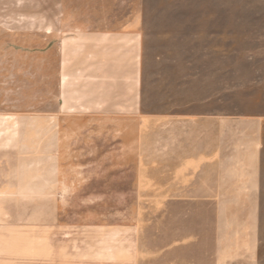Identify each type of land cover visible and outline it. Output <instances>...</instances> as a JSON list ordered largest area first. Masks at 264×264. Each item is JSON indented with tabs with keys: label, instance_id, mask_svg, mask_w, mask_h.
<instances>
[{
	"label": "rangeland",
	"instance_id": "rangeland-1",
	"mask_svg": "<svg viewBox=\"0 0 264 264\" xmlns=\"http://www.w3.org/2000/svg\"><path fill=\"white\" fill-rule=\"evenodd\" d=\"M134 19L139 47L109 90L122 105L93 104L92 66L76 65L75 111L58 113L59 53L91 56L76 27ZM9 175L33 204H92L134 264H264V0H0Z\"/></svg>",
	"mask_w": 264,
	"mask_h": 264
},
{
	"label": "crops",
	"instance_id": "crops-1",
	"mask_svg": "<svg viewBox=\"0 0 264 264\" xmlns=\"http://www.w3.org/2000/svg\"><path fill=\"white\" fill-rule=\"evenodd\" d=\"M76 30L83 34L81 38L82 46L85 47L84 53L88 52L91 56L80 57V62L74 60L69 63L70 57L65 56V49L59 53L56 97L58 113L75 111V108H72L75 104H71L73 100H70L75 96L66 94L65 90L71 76L68 66L70 69H75L76 65L92 66V74L89 73L92 77V87H88L92 88V96L95 97L93 104L108 107L110 104L122 105L123 101L114 102L113 94H109V90L114 87L112 70L118 68L121 74V64L126 65V61L132 58L131 52L125 51L126 55L123 53L124 45L128 48L139 47L138 21H127L120 29L100 32L101 34L93 33L92 29L86 28L85 25L77 26ZM106 43L114 48L118 55L113 58L99 55L104 51ZM134 63L132 65H135ZM84 77L85 73L80 80ZM122 111L124 110H119ZM92 112L95 110L92 109ZM55 177L57 181L56 173ZM12 178V175H9V180L0 184V264H134L135 242L133 255L114 253L113 239L118 237L113 236V233L121 234L124 230L121 228L109 231L105 226L92 224V204H63L58 195L54 199L55 204H33L32 183L28 191L16 190L18 184ZM12 186L15 190H11ZM59 190L64 188L56 182L57 194ZM81 209L84 211L80 212ZM124 234V237L119 239H128V233ZM99 240L102 242L97 248Z\"/></svg>",
	"mask_w": 264,
	"mask_h": 264
}]
</instances>
